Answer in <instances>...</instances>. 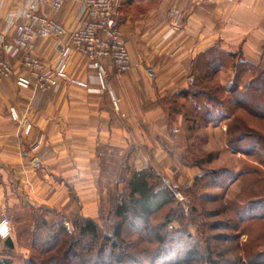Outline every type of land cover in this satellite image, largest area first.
Listing matches in <instances>:
<instances>
[{
    "label": "crops",
    "instance_id": "1",
    "mask_svg": "<svg viewBox=\"0 0 264 264\" xmlns=\"http://www.w3.org/2000/svg\"><path fill=\"white\" fill-rule=\"evenodd\" d=\"M1 1L3 30L14 4ZM171 6L184 15L176 31L167 17ZM77 8L68 0L61 11L48 12L67 23ZM122 8L130 72L118 74L104 61L102 86L86 58L73 52L56 91L26 92L13 77L0 84V216L8 212L17 219L15 211L27 208L97 220L123 163L153 167L163 176L177 160L179 144L170 140L162 99L189 86L198 54L220 41L225 53H239L242 62L264 69V0H123ZM62 41L38 39L34 55L54 67ZM11 64L18 69L17 61ZM10 105L31 123L29 133L11 120ZM104 161L113 167L105 168ZM21 232L13 226L8 238L15 256L28 253ZM5 243L0 239V250Z\"/></svg>",
    "mask_w": 264,
    "mask_h": 264
},
{
    "label": "rangeland",
    "instance_id": "2",
    "mask_svg": "<svg viewBox=\"0 0 264 264\" xmlns=\"http://www.w3.org/2000/svg\"><path fill=\"white\" fill-rule=\"evenodd\" d=\"M174 10L179 12L177 21L172 14ZM167 17L175 31L183 24L184 15L175 6L167 10ZM219 44L220 41L215 46L217 51L225 53L222 44ZM198 55L192 63L189 86L194 76L201 78L204 75V71L193 72ZM238 58L241 62L240 56ZM11 61L9 58L8 62L13 67ZM241 69V66L238 68L230 64L216 71L213 68L207 86H221L224 96L230 97L229 90L235 86ZM14 70L21 71L20 65ZM246 74L253 75L254 72L247 69ZM258 78V82L250 81V85H259L264 93V75ZM4 81L6 79L0 84ZM246 83L249 82L239 79L236 93H232L229 99V108L225 112H208L210 118L207 120L203 119V115L202 118L193 119V111L198 110L193 103L187 102L181 109L182 101L170 97L177 92L162 99L168 108L170 140L174 145L179 144L177 160L168 163V172L161 176L172 188L175 201L152 218L147 230L143 229L141 223L137 224V229L125 227L123 235L126 236V243L104 248L101 246L103 241H100V245L91 251L75 253L73 250L67 256V263L63 261V256L69 243L64 245L60 241L41 252L42 263L47 262L50 256L60 255V262L50 259L47 264H264V116L259 117L254 113L258 111L264 114V94L257 101V93L248 90L242 95L243 98H239V91ZM22 90L27 92L35 88ZM236 97L239 98L238 102H243L242 105L236 103ZM201 103L199 105L203 110L206 104ZM114 104L116 107L115 101ZM251 105L255 111H252ZM215 107H218L217 104ZM11 108L14 106L9 107L11 120L24 130L21 122L27 120L20 118L15 108L19 119L13 120ZM173 127L178 129L177 138L172 135ZM124 164L127 165L123 163L121 166ZM113 165V161H104L107 169ZM119 186V189L123 188L122 184ZM15 212L17 219L6 213L12 217L15 232L30 229L31 224L28 223L33 210L25 208ZM105 213V217H108V208ZM113 227L114 222L106 220L100 231L111 236ZM70 230L74 233L75 227L70 225ZM155 232L163 238L162 242H158ZM112 239L120 242L117 238ZM22 245L28 253L11 257V264H35L32 260L36 252L27 242Z\"/></svg>",
    "mask_w": 264,
    "mask_h": 264
},
{
    "label": "trees",
    "instance_id": "3",
    "mask_svg": "<svg viewBox=\"0 0 264 264\" xmlns=\"http://www.w3.org/2000/svg\"><path fill=\"white\" fill-rule=\"evenodd\" d=\"M239 56L236 53L218 52L216 47L205 50L198 55L196 63L193 66V72L200 73L204 71L203 77L198 78L194 76L189 87L180 90L170 97L173 96L174 99L182 101L181 109H183V106L185 107L187 102L193 103L198 108V110L193 111V119L200 118L203 115V119L205 120L210 118L208 112H225V109L229 108V99L232 93H236L235 89L238 87L237 81L239 79L249 82L239 91V94H241L239 98H243L242 95L246 94V91L249 90L250 92L257 93V101H259L261 94L264 93L261 92L259 85L251 86L250 81L258 82L260 79L258 77L264 75V69H260L249 63L240 62L238 60ZM229 64L235 65L238 68L241 66L242 69L240 75H237L238 77L235 79V86L229 90L230 97L229 95L225 97L221 86L214 85L213 87H209L207 83L211 81L213 68L216 71L217 68L225 67ZM247 69L252 70L257 75L246 74ZM239 98L236 97V103L242 105L243 102H238ZM201 102L206 104V108L203 110H201L199 105L202 104ZM216 104L218 107H215ZM250 108L252 111H255L253 105ZM254 113L259 117L264 116V114L258 111ZM116 180L115 187L102 200L97 220L85 218L79 214L66 216L58 213L56 210L44 211L42 213L34 211L30 229L24 230L19 234V240L22 243H29V247L36 252V256L34 255L32 262L35 264H47L50 259L60 262L62 260L60 255L50 256L47 262L44 263H42L43 259L41 260L42 257L40 256L42 251H46L50 245L59 244L60 241L64 245L69 243V246L64 251L63 261L65 263L68 262L67 256L73 250L75 253L85 250L88 252L93 250L97 245H100V241H103L101 246L104 248L107 246L114 247L115 245L119 247L126 243L124 240L126 236L123 235L125 227L135 228L138 223H141L143 229L147 230L152 218L163 208L173 204L175 201L172 188L153 167L138 169L124 164ZM119 184L123 185L122 189H119ZM107 208L108 217H105ZM45 212L49 214L48 219L45 217ZM106 220L114 222L111 236L102 234L100 231L102 223ZM70 225L75 227L74 233L70 230ZM155 233L157 234L158 242H162L163 238L159 236V233ZM74 234L78 236L76 237ZM112 238H117L120 242L118 243ZM4 241L6 242L5 246L0 250V264H11L10 258L16 255L12 251L13 244L8 239ZM2 256H5L4 260L1 259Z\"/></svg>",
    "mask_w": 264,
    "mask_h": 264
},
{
    "label": "built area",
    "instance_id": "4",
    "mask_svg": "<svg viewBox=\"0 0 264 264\" xmlns=\"http://www.w3.org/2000/svg\"><path fill=\"white\" fill-rule=\"evenodd\" d=\"M68 0H12L14 8L5 17V26L0 29V82L14 77L20 89L35 88L40 91H56L59 79L66 76L73 52L84 56L88 67L95 70L98 82L104 86L108 61L117 73L131 70L129 50L120 29L121 0H75L78 8L70 23L54 19L49 11L57 13ZM2 1L0 0V7ZM176 21L179 12H172ZM63 38L58 45L59 58L54 67H49L34 55L38 39ZM17 60L21 71L17 72L8 59ZM10 114L17 121L14 108ZM25 133L32 125L22 121ZM178 129L172 135L177 138ZM13 232L12 217L2 214L0 239H8Z\"/></svg>",
    "mask_w": 264,
    "mask_h": 264
}]
</instances>
